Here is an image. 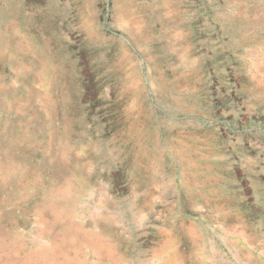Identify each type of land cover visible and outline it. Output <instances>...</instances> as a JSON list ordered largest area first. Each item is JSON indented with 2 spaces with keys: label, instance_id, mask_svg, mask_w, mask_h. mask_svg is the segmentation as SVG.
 I'll return each mask as SVG.
<instances>
[{
  "label": "rangeland",
  "instance_id": "1",
  "mask_svg": "<svg viewBox=\"0 0 264 264\" xmlns=\"http://www.w3.org/2000/svg\"><path fill=\"white\" fill-rule=\"evenodd\" d=\"M0 264H264V0H0Z\"/></svg>",
  "mask_w": 264,
  "mask_h": 264
}]
</instances>
